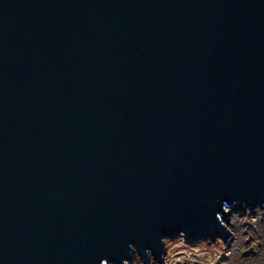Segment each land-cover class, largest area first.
<instances>
[{
	"label": "water",
	"instance_id": "water-1",
	"mask_svg": "<svg viewBox=\"0 0 264 264\" xmlns=\"http://www.w3.org/2000/svg\"><path fill=\"white\" fill-rule=\"evenodd\" d=\"M264 208V0H0V264H163Z\"/></svg>",
	"mask_w": 264,
	"mask_h": 264
},
{
	"label": "rangeland",
	"instance_id": "rangeland-1",
	"mask_svg": "<svg viewBox=\"0 0 264 264\" xmlns=\"http://www.w3.org/2000/svg\"><path fill=\"white\" fill-rule=\"evenodd\" d=\"M226 211L230 216L222 224L232 236L227 246L218 238L193 244L185 243L181 237L165 239L163 264H264V208ZM131 264H141L136 252ZM151 264L156 263L152 260Z\"/></svg>",
	"mask_w": 264,
	"mask_h": 264
}]
</instances>
